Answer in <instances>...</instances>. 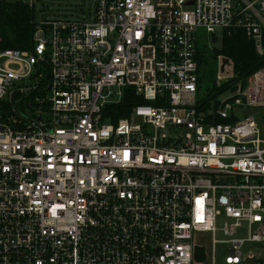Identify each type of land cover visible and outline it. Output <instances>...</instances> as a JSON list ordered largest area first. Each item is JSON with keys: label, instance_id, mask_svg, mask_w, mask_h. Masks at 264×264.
Listing matches in <instances>:
<instances>
[{"label": "built area", "instance_id": "2783aa9c", "mask_svg": "<svg viewBox=\"0 0 264 264\" xmlns=\"http://www.w3.org/2000/svg\"><path fill=\"white\" fill-rule=\"evenodd\" d=\"M31 23L29 48L0 49V264H264V139L236 115L264 108V67L202 109L196 60L199 28L262 54L264 0H96ZM126 90L143 102L114 120Z\"/></svg>", "mask_w": 264, "mask_h": 264}, {"label": "trees", "instance_id": "16d2710c", "mask_svg": "<svg viewBox=\"0 0 264 264\" xmlns=\"http://www.w3.org/2000/svg\"><path fill=\"white\" fill-rule=\"evenodd\" d=\"M34 17L33 9L23 2L0 1V49L17 48L26 49L31 44L32 23ZM216 39V36H212ZM263 53L256 51L254 43L249 39L243 29L222 31V46L220 49L211 48L205 42L197 43V65L199 82L207 75L206 87L200 98L202 109L209 106L210 102L227 90H235L238 84L244 86L248 77L258 69L264 67V33L262 35ZM222 56L232 62L233 77L229 81L215 85V74L217 71V58ZM210 77V78H209ZM201 90V85H199ZM128 91V90H126ZM123 96L122 109L114 116V120L123 117L128 112V107L138 102H143L139 96L131 93V90ZM215 106L218 102L215 101ZM230 119L215 118L216 122H228Z\"/></svg>", "mask_w": 264, "mask_h": 264}, {"label": "rangeland", "instance_id": "374dc122", "mask_svg": "<svg viewBox=\"0 0 264 264\" xmlns=\"http://www.w3.org/2000/svg\"><path fill=\"white\" fill-rule=\"evenodd\" d=\"M96 0H35L34 15L35 19L42 17H55V18H73V19H88L94 14ZM213 35L208 36L211 48L220 49L222 46V30L216 29L213 39ZM199 42H205L207 39V33L203 28L198 29ZM231 68V67H230ZM201 83V95L205 92L208 82H206L207 75ZM210 78V77H209ZM216 85V82H215ZM211 85H208L210 87ZM217 86V85H216ZM230 95V91L227 90L216 97L215 101H224ZM215 101L210 102V108L214 107ZM18 108H22L18 105ZM27 111V110H24ZM236 115L243 119L246 116L253 115L257 121L260 136L264 139V108L263 107H241L236 111ZM105 122H109L105 120ZM215 238H224L221 232L214 234ZM212 235L205 233L199 236L198 243L207 250L213 248L214 257L217 262H220L226 254V245L223 243H215L213 245L211 241Z\"/></svg>", "mask_w": 264, "mask_h": 264}, {"label": "water", "instance_id": "95a60500", "mask_svg": "<svg viewBox=\"0 0 264 264\" xmlns=\"http://www.w3.org/2000/svg\"><path fill=\"white\" fill-rule=\"evenodd\" d=\"M227 61H228L227 58H224V59H223V63H226Z\"/></svg>", "mask_w": 264, "mask_h": 264}]
</instances>
